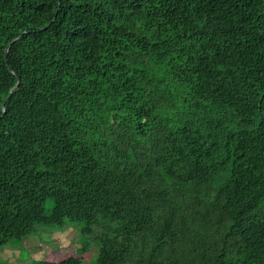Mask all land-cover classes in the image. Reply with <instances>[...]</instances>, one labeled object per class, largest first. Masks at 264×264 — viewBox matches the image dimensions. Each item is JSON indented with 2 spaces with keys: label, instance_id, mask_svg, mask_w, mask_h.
Returning a JSON list of instances; mask_svg holds the SVG:
<instances>
[{
  "label": "trees",
  "instance_id": "1",
  "mask_svg": "<svg viewBox=\"0 0 264 264\" xmlns=\"http://www.w3.org/2000/svg\"><path fill=\"white\" fill-rule=\"evenodd\" d=\"M70 222L28 264H264V0H0V249Z\"/></svg>",
  "mask_w": 264,
  "mask_h": 264
},
{
  "label": "rangeland",
  "instance_id": "2",
  "mask_svg": "<svg viewBox=\"0 0 264 264\" xmlns=\"http://www.w3.org/2000/svg\"><path fill=\"white\" fill-rule=\"evenodd\" d=\"M46 203L45 212H49ZM66 229L39 227L37 232L26 236L20 242L11 241L0 249V264H28L32 260L51 261L58 257L72 255L84 263L90 262L96 247L88 243L80 233L81 222H70ZM73 228V229H72Z\"/></svg>",
  "mask_w": 264,
  "mask_h": 264
}]
</instances>
